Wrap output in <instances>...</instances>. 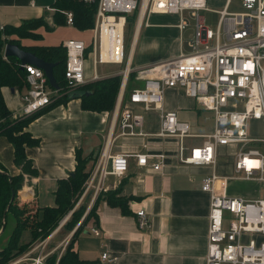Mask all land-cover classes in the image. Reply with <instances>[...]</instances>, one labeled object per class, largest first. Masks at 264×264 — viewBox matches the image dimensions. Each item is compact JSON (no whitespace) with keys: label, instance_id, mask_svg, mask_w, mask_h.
Returning <instances> with one entry per match:
<instances>
[{"label":"crops","instance_id":"1","mask_svg":"<svg viewBox=\"0 0 264 264\" xmlns=\"http://www.w3.org/2000/svg\"><path fill=\"white\" fill-rule=\"evenodd\" d=\"M58 1L0 0V27L20 26L25 22L43 20L44 23L34 31L39 37L14 36L20 39L23 46H64L68 39L84 40L88 47L86 61L92 60L89 64L85 61L87 82L80 86L122 76L120 92L123 86L126 91L128 70L135 72L138 68L157 64L174 58L181 52L189 53L192 50L189 42L194 29L188 42L190 50L185 51L182 35L186 28L180 30L178 27L180 16L153 13L148 18L149 25L134 29L129 59L119 64L102 63L114 65L103 71H100L99 64L98 78L94 79V63L90 55L94 26L80 29L76 25H68L66 16L61 11L64 9L58 7ZM213 9L219 11L222 8ZM57 13L62 15L64 23L55 22ZM86 31L92 32L89 42L83 37ZM26 90L27 88L12 90L8 86L3 88L6 105L15 114H19L21 110V95ZM130 91L132 90H127L121 103L119 93L112 110L84 109L79 97L40 110V115L27 127L40 142L26 148L28 157L38 171L37 175L23 173L15 164L13 144L4 135L0 136V169L11 176L23 173L25 179L18 192L22 203L34 202L40 207H53L56 206L59 181L68 179L75 173L77 154L80 153L81 158L86 160V171L91 173L102 150L109 144L110 152L130 155L129 168L122 177L108 176L104 192L120 189L119 196L130 198L127 202L128 212L123 213L120 206L110 204L102 196L96 203L95 216L89 219L73 242L72 247L79 257L102 264L101 256L107 250L110 256H118L113 264H206L210 193L202 189L203 178L211 173L234 176L240 146L231 144L218 147L215 166L184 164L178 158V138L153 135L161 127L159 111H144L140 104L131 103ZM164 107L166 111L176 112L180 120L191 124L192 136L184 140L188 148L202 145L205 136L214 131V113L202 107L195 98L187 96L181 88L166 90ZM125 109L142 113L145 117L144 130L151 135H121L117 119ZM140 153H166L164 168L154 170L152 158H149L147 165H140L136 156ZM224 186L225 194L247 199L259 198L264 191L263 183L256 180L230 178ZM222 187L223 185L221 189ZM95 201L92 203L89 194L80 202L87 208L81 221L94 207ZM139 209L146 210L152 223L150 228L142 230L138 227ZM77 227L69 231L59 226L55 230L46 242L51 254H58L59 258L63 255ZM93 228H98L101 234H94ZM7 240L8 233H2L1 228L0 248L6 246Z\"/></svg>","mask_w":264,"mask_h":264},{"label":"built area","instance_id":"2","mask_svg":"<svg viewBox=\"0 0 264 264\" xmlns=\"http://www.w3.org/2000/svg\"><path fill=\"white\" fill-rule=\"evenodd\" d=\"M71 1L97 6L90 52L94 79L98 78L99 64H119L129 59L131 46L127 54V26L130 14L136 10V30L149 25L148 18L153 13L178 14L180 30L188 26L184 16L186 11L195 19L193 37L189 42L192 50L135 70L136 80L142 85L131 91L129 101L140 104L144 111H159L161 127L153 135L178 138V158L184 164L215 166L218 147L240 146L234 176L211 173L203 178L202 189L210 193L206 264H264V191L256 199L229 196L223 192L230 178L256 180L264 185V137L252 135L249 128L250 121L264 122V0H243L256 7L252 12L244 13H230L231 0H227L217 11L220 17L216 30L211 29L200 15L201 10L216 11L209 7L208 0ZM61 11L67 24L75 25L74 12L70 9ZM64 46L67 51L66 84L68 88H75L87 82L85 61L88 47L80 39H68ZM24 69L29 87L21 95L22 107L19 114H14L16 118L50 106L61 93V89L50 85L44 70L30 64ZM129 74L130 70L127 71ZM172 87L181 88L187 96L214 113V131L205 136L202 145L188 148L184 140L192 136L191 124L180 120L176 112L166 111L165 92ZM124 89L125 86L120 92V103L125 95ZM144 122L142 113L125 109L117 119V126L124 136L151 135L145 132ZM136 156L140 165H147L149 158L154 159L152 167L157 171L164 168L167 158L166 153H140ZM129 157V154L110 152L107 144L84 184L80 202L91 194L93 203L105 191L108 176H124L129 168ZM137 224L142 230L152 226L145 209L137 210ZM92 232L101 234L98 228H93ZM48 239L31 246L23 257H17L10 264H22L26 260L30 264H46L51 254L45 252ZM35 253L37 255L33 257ZM101 259L102 264H113L118 256H110L106 250Z\"/></svg>","mask_w":264,"mask_h":264},{"label":"trees","instance_id":"3","mask_svg":"<svg viewBox=\"0 0 264 264\" xmlns=\"http://www.w3.org/2000/svg\"><path fill=\"white\" fill-rule=\"evenodd\" d=\"M60 9H70L75 15V25L80 29H90L95 24L96 5H87L78 1L59 0ZM57 24L64 23V18L60 13L55 15ZM43 20L25 22L20 26L7 25L0 29V136H6L14 147V161L23 173L37 175V169L33 161L28 157L26 148L38 145L40 139L33 136L27 130L29 124L35 120L41 111L24 117H15L6 105L3 88H28L27 71L22 69L20 61L14 56L5 57L4 51L7 43L19 44L21 48L35 53L37 56L49 62H57L54 67V75L61 86L60 97L50 105V107L66 102L71 98L79 97L82 100L84 109L92 111L112 110L122 86V76H114L97 80L91 84L70 88L64 91L65 69L67 60L66 48L58 46H23L19 38L39 37L34 31L42 25ZM18 36L19 38H15ZM141 84L136 80V73L130 72L127 90H133ZM131 93V91H130ZM129 93V95H130ZM78 165L74 175L68 179L59 181L56 190V206L40 207L34 202L22 203L19 198V190L24 182L23 173L17 176L9 175L5 170L0 169V229L2 233H8V240L5 247L0 248V264H8L9 261L21 256L31 248L38 239L49 236L55 230L64 216L72 210L78 197L83 191L84 184L90 173L86 171V160L77 154ZM2 168V166H0ZM120 189L110 192H102L95 201L94 207L86 214V206L80 204L71 214L70 218L63 224V228L74 231L70 244L66 251L59 258L58 254H51L47 257V264H96L95 261L82 260L72 245L79 233L84 229L86 223L95 216L96 203L102 196L112 205L122 208L123 213H127V202L130 198L119 196ZM104 194V195H102ZM80 223V224H79ZM4 226V227H3ZM11 229H9L10 227ZM30 231L32 238L26 243H21L24 231Z\"/></svg>","mask_w":264,"mask_h":264},{"label":"rangeland","instance_id":"4","mask_svg":"<svg viewBox=\"0 0 264 264\" xmlns=\"http://www.w3.org/2000/svg\"><path fill=\"white\" fill-rule=\"evenodd\" d=\"M227 0H208V5L210 8H216V9H221L224 7L225 3H226ZM255 5L254 4H247L245 3L243 0H231L230 2V5H229V12L230 13H244V12H252L254 9H255ZM137 15H138V10H136L133 14H130V19H129V23H128V26H127V54L129 53V50H130V46H131V43L133 41V36H134V29H135V23H136V19H137ZM200 15H202L203 17L206 18V24L213 30H216L217 28V25H218V21H219V17H220V14L217 12V11H206V10H201L200 11ZM184 16L188 22V26L186 27V30L185 32L183 33V39H184V42H185V51H188L190 50V47H188V42L190 40V36L192 35L193 33V29H194V24H195V19L193 17H191V15L189 14L188 11H186L184 13ZM83 37L85 38V40H87V42H89L92 38V32L91 31H86L84 34H83ZM87 55V54H86ZM89 58V57H88ZM91 58V57H90ZM92 59H87V63L89 64L91 62ZM114 67V65H108V64H100L99 66V69L100 71H103V70H107V69H110ZM142 84V82H141ZM141 84H137V87L140 86ZM64 91L63 92H67L69 91L70 88L67 87V84L64 85ZM250 131H251V134L254 135V136H258V137H264V122L263 121H256V120H253V121H250ZM81 196V194H80ZM80 196L78 197V200L76 201L75 205L73 206L72 210H70L65 216L64 218L60 221L59 226H63V224L67 221V219L70 218L72 212L80 206ZM57 227V228H58ZM56 228V229H57ZM55 229V230H56ZM55 230H53L51 232L54 233ZM65 230V229H63ZM49 234V236L51 235ZM47 236L46 238H41V239H38L37 243L45 240V239H48ZM60 237V235H59ZM32 238V234L30 231H24L23 234H22V237H21V243H26L28 240H30ZM6 243V242H5ZM4 243V244H5ZM34 244V245H35ZM51 245V243H49ZM3 246V245H2ZM49 246V245H48ZM29 251V249L27 250ZM27 251H25L20 257H23L24 254L27 253ZM50 249L49 247L45 250V252H49ZM37 255V253H35L33 255V257H35ZM15 259L9 261V263H12ZM8 263V264H9ZM22 264H30V261L26 260L24 261Z\"/></svg>","mask_w":264,"mask_h":264},{"label":"water","instance_id":"5","mask_svg":"<svg viewBox=\"0 0 264 264\" xmlns=\"http://www.w3.org/2000/svg\"><path fill=\"white\" fill-rule=\"evenodd\" d=\"M4 54L5 57L14 56L18 58L22 69H24V66L26 64H31L44 70L46 76L49 79L50 85L54 89L57 90L61 89V86L54 75V67L58 64L57 62L46 61L45 59L37 56L35 53L31 51H27L21 48L19 44H15V43H7L5 46Z\"/></svg>","mask_w":264,"mask_h":264},{"label":"bare ground","instance_id":"6","mask_svg":"<svg viewBox=\"0 0 264 264\" xmlns=\"http://www.w3.org/2000/svg\"><path fill=\"white\" fill-rule=\"evenodd\" d=\"M135 42V41H134Z\"/></svg>","mask_w":264,"mask_h":264}]
</instances>
